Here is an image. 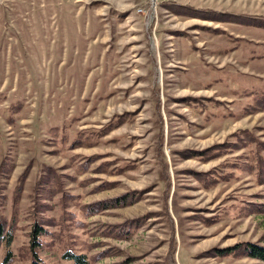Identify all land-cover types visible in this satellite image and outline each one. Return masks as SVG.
<instances>
[{"label": "rangeland", "instance_id": "374dc122", "mask_svg": "<svg viewBox=\"0 0 264 264\" xmlns=\"http://www.w3.org/2000/svg\"><path fill=\"white\" fill-rule=\"evenodd\" d=\"M0 227V264H261L264 0H0Z\"/></svg>", "mask_w": 264, "mask_h": 264}, {"label": "trees", "instance_id": "16d2710c", "mask_svg": "<svg viewBox=\"0 0 264 264\" xmlns=\"http://www.w3.org/2000/svg\"><path fill=\"white\" fill-rule=\"evenodd\" d=\"M4 230L0 227V245H2L1 243L4 241L3 238H4ZM243 248V254L247 257V258H250V259H253V261L257 262L259 261L261 264H264V246H258V245H252V244H244V247ZM236 247L233 246L231 247V249H228L227 251L225 252H228V251H233L235 250ZM6 255L5 254V259L1 262V264H5V262L7 261V258H6ZM65 256H67V260L70 262V264H87L86 261H85V256L83 255H68V254H65Z\"/></svg>", "mask_w": 264, "mask_h": 264}]
</instances>
